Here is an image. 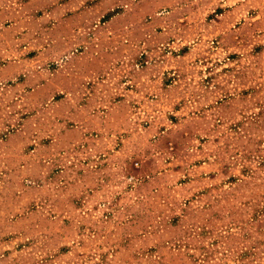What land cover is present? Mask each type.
I'll list each match as a JSON object with an SVG mask.
<instances>
[{
	"label": "rangeland",
	"instance_id": "374dc122",
	"mask_svg": "<svg viewBox=\"0 0 264 264\" xmlns=\"http://www.w3.org/2000/svg\"><path fill=\"white\" fill-rule=\"evenodd\" d=\"M1 43L0 264H264V0H0Z\"/></svg>",
	"mask_w": 264,
	"mask_h": 264
},
{
	"label": "crops",
	"instance_id": "0c3cea01",
	"mask_svg": "<svg viewBox=\"0 0 264 264\" xmlns=\"http://www.w3.org/2000/svg\"><path fill=\"white\" fill-rule=\"evenodd\" d=\"M98 5L101 6L102 5V2L100 4H98V2H97L94 6H91V8L96 9L97 11H99L98 8L100 6H98ZM235 13H236V10L234 11V9H232V8L230 10L226 11V12H223L222 14H220L219 16H217V20H212V23L210 24V27H213L212 30H219V29H221L222 26H223V20H224V18L226 16H230V15H233ZM5 29H8V27L4 28L2 31H4ZM21 52H22L21 51V48L20 49H15V48H12L11 46L6 45L4 43H1L0 44V56H6L8 54L11 56V55H14L15 53L16 54H20ZM28 58L29 57H26V58L25 57H22V58H20L21 60L19 62H24ZM10 61H11V59H10ZM10 61L6 62L5 65H3V66L0 67V73L8 72L7 70H12V67H10V66H13L14 61H12V62H10ZM14 66H17V65L14 64ZM147 69L148 68L145 67V69L143 71H141V72L148 73V70ZM81 75H83V73H81ZM31 80H33V79L31 78ZM34 80L36 81V88L35 89H32L31 90V93L32 94H35V93L38 94L39 93V89H40L39 86L41 85V81H39V75L38 74H36V78ZM75 80L78 82L80 80V77H76ZM26 82H28V77H26L25 80H23L21 82V85H24L25 86V84H27ZM72 87L73 86H71V85L63 84V85H61L60 89L66 91V92H70V90L72 89ZM25 92L28 93V90H25ZM71 95L73 97V94H71ZM37 100H38V98H37ZM119 103H120V101L117 102V104H119ZM60 104H66V101L64 99H62L60 101ZM102 122L103 123H101V124H103V125L101 127H105L106 125L104 124V121H102ZM9 140H10V138L9 139L5 138L4 140H0V152L3 153L4 155L13 154L12 150L11 149H8V147H7V144H8V141ZM20 140H21V146H22V148H23V146H24V148H26V144H27V142L29 140L28 136H25L24 139H23V136H22ZM59 140L61 142H63L62 137L59 138ZM15 153H16V155L18 157L21 158V160H23L22 158H28L27 157V149H26L25 152H20V153L15 152ZM142 153L145 154V151H143ZM21 169H23V166L20 167V170ZM12 171L13 170L11 168H9V167H7L5 171H4V169H0L1 175H4V176L5 175H8V174L9 175L13 174Z\"/></svg>",
	"mask_w": 264,
	"mask_h": 264
}]
</instances>
